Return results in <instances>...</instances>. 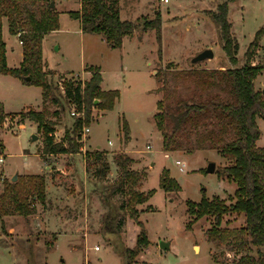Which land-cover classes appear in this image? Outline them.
Here are the masks:
<instances>
[{
    "label": "rangeland",
    "instance_id": "1",
    "mask_svg": "<svg viewBox=\"0 0 264 264\" xmlns=\"http://www.w3.org/2000/svg\"><path fill=\"white\" fill-rule=\"evenodd\" d=\"M52 1L60 15V27L44 38L43 66L45 81L53 84V93L60 97L65 110L49 101L47 119L55 123L57 143L69 147L72 139L80 151L46 153L40 123L22 114L30 108L44 109L42 86L0 74V102L8 114L0 125V193L5 188L4 180L19 183L36 174L46 177V203L32 200L35 213L14 214L6 205L10 213L0 218V264H125L123 249L136 247L140 227L129 216L127 221L131 222H126L120 234L105 233L102 223L109 201H122L118 195L109 201L105 197L119 178L115 158L127 152L132 159L129 169L143 174L135 190L154 192L147 202L137 206L150 243L135 264L238 261L241 254L230 243L209 239L208 229L214 225L215 217L207 215L194 221L196 215L188 206L190 200L201 202L204 197L220 198L227 204L236 200L237 184L220 173L228 160L211 149L166 152L155 121L157 102L162 98L157 91L159 71L174 86L170 75L175 70L233 66L224 51L220 27L213 19L218 3L227 0H120L123 20L142 25L145 19L161 14L162 38L158 39L155 29L145 31L139 27L116 49L109 45L104 33L83 30L80 20L69 14L80 11L81 0ZM228 6L233 33L240 43L237 65L243 66L258 31H264V0H235ZM3 33L8 66L21 68V35L10 33L6 19ZM261 36L253 55L255 64H264V34ZM207 48L214 50V58L192 62ZM96 68L101 69L105 86L120 93L118 103L111 110H101L97 105L100 100L91 98L80 110L64 99L66 84L73 82L84 88ZM26 76L23 74V78ZM255 86L264 90V71L257 76ZM74 105L81 116L71 113ZM55 111L59 112L56 116L52 114ZM124 118L129 125L128 137L121 129ZM78 119L83 123L80 137L74 131ZM257 122L261 129L257 145L263 147L264 119L258 117ZM86 126L90 127L88 134L84 133ZM35 134L38 137L33 139ZM98 152L111 166L104 180L95 175L98 166L94 158ZM176 160L186 164L184 171ZM210 162L217 164L214 173L207 171ZM164 172L178 181L180 191L165 190L161 181ZM244 221V213H230L221 228H239ZM162 241L169 244L168 249L160 247Z\"/></svg>",
    "mask_w": 264,
    "mask_h": 264
},
{
    "label": "trees",
    "instance_id": "2",
    "mask_svg": "<svg viewBox=\"0 0 264 264\" xmlns=\"http://www.w3.org/2000/svg\"><path fill=\"white\" fill-rule=\"evenodd\" d=\"M227 0L217 5L213 19L220 27V36L224 51L233 65L219 69H188L173 71L170 79L158 72L159 87L157 91L161 99L157 102L155 121L162 132L163 147L166 152H194L199 150H216L224 156L229 164L220 173L237 184L236 200L227 204L220 198L201 202L190 200V212L196 215L198 221L207 215H213L214 225L208 229L209 239L223 244L230 243L237 254H241L233 264H264V147L257 145L261 129L257 119H264V90L257 89L255 80L264 71V64H255L253 55L259 48L261 34L250 45L246 56L247 63L238 66L237 53L240 43L233 33V25L229 19ZM52 0H0V74L21 78L28 84H37L43 88L45 107L42 111L30 108L22 113L33 121L40 123L44 137L46 153H75L80 150L72 139L69 147L57 143L54 137L55 123L47 119L46 105L49 101L59 104L65 110L60 97L53 93L52 83L45 81L43 66V41L49 32L60 27L59 12L51 7ZM69 14L79 19L83 30L104 33L107 42L113 48L121 47L126 36L134 34L141 27L148 31L157 30L158 39L162 38V16L157 14L153 19L139 22L123 20L120 13V0H81L80 11H70ZM5 19L9 31L13 35L20 34L24 53L21 68H11L7 62L6 42L3 26ZM23 74L31 77L26 81ZM102 73L100 68L92 73L91 78L82 84L68 82L65 87L64 99L71 101L80 110L91 98L99 99L98 107L111 110L119 100L117 90H103ZM169 85V86H168ZM61 96V94H60ZM63 97V96H62ZM56 116L59 112L52 113ZM5 106L0 102V125L7 117ZM83 128L82 120L74 123V131L80 137ZM121 129L129 136V125L124 118ZM94 163L98 166L95 175L104 180L108 177L110 164L104 154L98 152ZM119 167V178L112 189L109 187L105 199L108 201L118 195L122 197L120 204L109 201L104 214L102 230L106 233L120 234L127 222L128 216L140 227L137 244L134 249L125 247L123 256L125 264H135L143 248L149 246L148 233L145 223L140 219L137 206L145 203L153 195L135 190L143 174L130 170L132 159L127 153H120L115 158ZM25 179V178H24ZM162 185L167 192L180 191L181 186L167 172L161 177ZM4 190L0 193V218L11 212L18 215H31L36 212L32 200L46 203V177L42 174L26 177L19 183L4 180ZM230 213L245 214L244 224L239 228L222 229L224 217ZM253 246L255 249H252Z\"/></svg>",
    "mask_w": 264,
    "mask_h": 264
},
{
    "label": "water",
    "instance_id": "3",
    "mask_svg": "<svg viewBox=\"0 0 264 264\" xmlns=\"http://www.w3.org/2000/svg\"><path fill=\"white\" fill-rule=\"evenodd\" d=\"M55 6H56L55 1H52V3H51V7H52V8H55ZM214 56H215L214 50H213L212 48H207V49L203 50L201 53H199L197 56H195V57L192 59V62H194V63H200V62H203L202 60L212 59V58H214ZM31 80H32V79H31L30 76H27V77H26V81L30 82ZM37 137H38V136L35 134V135L33 136V139H35V138H37ZM216 170H217V164L214 163V162H210V164H209V166H208V168H207V171H208L209 173H214V172H216ZM16 179H17V177L14 176L13 180H16ZM160 247H161L162 249H168V248H169V244L166 243V242H163V241H162V242L160 243Z\"/></svg>",
    "mask_w": 264,
    "mask_h": 264
},
{
    "label": "built area",
    "instance_id": "4",
    "mask_svg": "<svg viewBox=\"0 0 264 264\" xmlns=\"http://www.w3.org/2000/svg\"><path fill=\"white\" fill-rule=\"evenodd\" d=\"M163 1L167 2L168 0H163ZM21 43H22V41H21ZM71 113H72L74 116H76V115H77V116H81V114L77 111L75 105L72 106V111H71ZM89 132H90V127L86 126V127L84 128V133H85V134H88ZM147 148L151 149V148H150V145H148ZM1 161H2V160H1ZM175 163L179 165L181 171H184V170H185V168H186V164L183 163L181 160H176Z\"/></svg>",
    "mask_w": 264,
    "mask_h": 264
},
{
    "label": "crops",
    "instance_id": "5",
    "mask_svg": "<svg viewBox=\"0 0 264 264\" xmlns=\"http://www.w3.org/2000/svg\"><path fill=\"white\" fill-rule=\"evenodd\" d=\"M131 36V35H130ZM19 37V36H18ZM128 36H126L125 38H124V40L127 38ZM124 42V41H123ZM123 45V44H122ZM22 53H23V51H22ZM102 84H101V87H102V89L103 90H113V89H109L108 87H106L105 86V79L103 78V76H102ZM118 103V102H117ZM110 144H112V142L110 143ZM97 147H101V146H97ZM162 147H163V144H162ZM264 147V146H263ZM126 149H128L127 147H126ZM128 153V152H127ZM128 223H130L131 222V220L129 219L128 221H127Z\"/></svg>",
    "mask_w": 264,
    "mask_h": 264
}]
</instances>
